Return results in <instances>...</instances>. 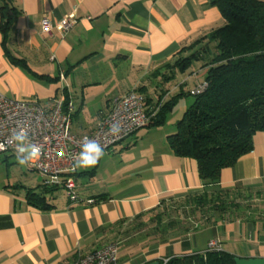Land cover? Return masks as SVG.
I'll use <instances>...</instances> for the list:
<instances>
[{"label": "crops", "instance_id": "obj_1", "mask_svg": "<svg viewBox=\"0 0 264 264\" xmlns=\"http://www.w3.org/2000/svg\"><path fill=\"white\" fill-rule=\"evenodd\" d=\"M10 1L18 13L8 37L0 32V93L45 108L54 100L70 102L76 135L93 131L114 98L143 87L154 99L157 92L145 77L156 71L154 78L159 79L167 71L162 66L182 48L223 25L212 0ZM70 14L77 22L63 38L58 28L41 32L42 19L57 23ZM204 74H180L186 78L173 85V92L180 90L182 96L187 78L194 79L192 90ZM89 98L106 101L105 107L86 115ZM175 125L144 128L104 152L101 160L111 156L118 161L112 173L105 168L102 174L100 164L78 168L76 191L91 204L68 206L66 198L59 199L64 193L57 191L48 200L51 208L40 210L28 202L27 192L38 193L42 181L31 185L15 176L0 178V264H72L111 242L118 244L119 264H161L171 257L204 253L211 240L235 257L264 258V132L255 133L252 150L219 176L223 188L240 184L259 192L256 212L197 225L167 242L147 244L133 233L143 220L138 216L171 198L202 191L196 162L175 156L168 147L166 138ZM6 155L4 160L16 159Z\"/></svg>", "mask_w": 264, "mask_h": 264}, {"label": "trees", "instance_id": "obj_2", "mask_svg": "<svg viewBox=\"0 0 264 264\" xmlns=\"http://www.w3.org/2000/svg\"><path fill=\"white\" fill-rule=\"evenodd\" d=\"M212 4L219 10L223 25L182 48V55L164 64L162 69L167 71L160 74L164 91L168 92V83L176 74H185L189 69L205 70L202 81L205 88L193 96V103L176 122L175 132L166 138L175 156L196 162L203 188L181 200L171 198L138 216L137 219L143 220L134 225L133 233H138V239L147 244L167 242L197 225L212 226L219 221L246 218L257 211L259 192L240 184L223 188L219 176L223 169L233 166L252 150L255 133L264 132V1L212 0ZM17 13L10 0L3 1L0 32L5 38ZM154 73L153 77L158 75ZM139 92L146 90L142 87ZM175 99L165 102L146 128L164 125L165 115ZM151 100L152 95H147L148 111ZM57 191L62 190L47 188L42 182L38 193L27 192V200L40 210H49L48 200ZM234 258L222 250H206L171 257L166 264H235Z\"/></svg>", "mask_w": 264, "mask_h": 264}, {"label": "built area", "instance_id": "obj_3", "mask_svg": "<svg viewBox=\"0 0 264 264\" xmlns=\"http://www.w3.org/2000/svg\"><path fill=\"white\" fill-rule=\"evenodd\" d=\"M76 22L74 14L57 23L44 18L41 20V32L50 34L54 28H58L63 38ZM204 88L202 84L191 94L196 95ZM72 112L70 102L65 106V101L54 100L50 107L45 108L35 102L11 100L0 93V144L4 145L0 155L8 153L16 156L12 135L21 128L25 129L29 140L42 149L40 158L31 161L28 166L43 178L42 182L47 188L62 190L68 206L93 202L78 194L74 180L77 173V169L73 171L74 158L80 153L85 138L97 141L104 152H108L146 128L155 115L154 111L146 109L144 97L136 91L112 99L108 113L101 117L93 131L84 135L72 133ZM114 124L120 128L118 134L110 131ZM53 176L58 177V183L49 182ZM207 250L219 252L221 248L216 240H211ZM166 262L162 260L161 264ZM72 264H119L118 244L108 243L90 254L78 257Z\"/></svg>", "mask_w": 264, "mask_h": 264}, {"label": "rangeland", "instance_id": "obj_4", "mask_svg": "<svg viewBox=\"0 0 264 264\" xmlns=\"http://www.w3.org/2000/svg\"><path fill=\"white\" fill-rule=\"evenodd\" d=\"M196 71H200L199 70H192V72H190V69L187 70L185 72L184 75L189 74V76L193 75ZM163 74V73H162ZM188 76V75H187ZM145 77V76H144ZM158 77L154 78L153 76H146L145 77V81L146 80H150L151 83L149 85V88H152L153 91L156 90L157 94L155 95L154 99H152L148 104L151 107L150 110H154L155 112V117H157V114L159 112V110L161 109L162 105L165 102L171 101L173 102L174 100L173 97H175V102L173 103L171 110L168 111L165 115V123L164 125H161L160 127H163L165 129H168L172 124L176 123V121L180 118H182L183 113L186 111L187 108L190 107V105L193 103L194 101V95L191 94V92L189 93V95L187 94L191 88H193L194 86V79H190L188 80L187 78V82L185 83V85L182 87L183 90V95L181 97H177L176 95H178V93L180 92V90H177L176 92H173V85H178L180 84L183 79V76H181L180 74H178L175 78V80L169 85V87H171L170 89H172L171 91L173 92V94L170 96L169 93L166 91H164V87H161L162 83L164 84L163 78L160 77L159 79H157ZM165 85V84H164ZM202 83H200L199 85H197L195 87L198 88L199 86H201ZM163 86V85H162ZM158 88V89H157ZM151 90V92H152ZM155 92V93H156ZM140 95H142L145 100L146 97L148 95V93L146 92H142L140 93ZM162 94V95H161ZM187 94V95H186ZM99 95V94H98ZM88 97H90V93H88ZM93 97V96H91ZM99 97V96H98ZM106 101L101 102L99 100V98H89V105L86 107L85 111H86V115H89L92 112H97L100 109H103L105 107ZM5 156H7L6 154H1L0 155V178L2 177H9V178H13L14 176L17 177V179H21L22 181H27L28 183H30L31 185H37L39 182H41L43 180V178L37 174L36 172H32L30 171V168H28V166H21L17 163L15 158H8L7 160H4ZM117 160L112 159L111 156L108 157H104L102 160L100 159V161L98 162L97 165H99L101 167V173L104 174V169L106 168V173H112L113 169L112 167L117 166ZM6 164H12L9 165L8 167H6ZM96 165V166H97ZM64 193V192H63ZM59 199H61V201H64L65 196L59 195Z\"/></svg>", "mask_w": 264, "mask_h": 264}, {"label": "clouds", "instance_id": "obj_5", "mask_svg": "<svg viewBox=\"0 0 264 264\" xmlns=\"http://www.w3.org/2000/svg\"><path fill=\"white\" fill-rule=\"evenodd\" d=\"M110 131L113 134H118L120 128L118 125H112ZM12 140L15 142V154L16 161L21 166H26L31 163V161L39 159L42 154V149L39 145L32 143L27 135L25 129L21 128L18 131L14 132L12 135ZM4 147L3 144H0V149ZM104 156V149L102 146L95 140H90L85 138L84 143L80 153L74 158L73 171L78 168H93L95 167L100 159ZM50 183H58V177L53 176L50 178Z\"/></svg>", "mask_w": 264, "mask_h": 264}, {"label": "water", "instance_id": "obj_6", "mask_svg": "<svg viewBox=\"0 0 264 264\" xmlns=\"http://www.w3.org/2000/svg\"><path fill=\"white\" fill-rule=\"evenodd\" d=\"M234 263L235 264H264V258L245 259V258L235 257ZM152 264H160V262L156 261Z\"/></svg>", "mask_w": 264, "mask_h": 264}]
</instances>
